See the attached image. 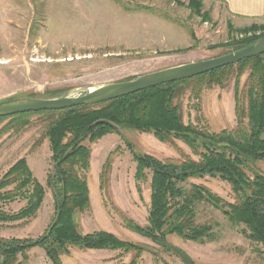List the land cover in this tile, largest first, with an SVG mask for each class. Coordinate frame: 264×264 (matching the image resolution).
I'll return each instance as SVG.
<instances>
[{
    "label": "rangeland",
    "instance_id": "rangeland-1",
    "mask_svg": "<svg viewBox=\"0 0 264 264\" xmlns=\"http://www.w3.org/2000/svg\"><path fill=\"white\" fill-rule=\"evenodd\" d=\"M189 1L0 0V101L48 99L52 93L78 97L101 85L224 56L233 52L235 41L264 36V31L239 33L264 25V19L232 17L217 0H197L201 2L197 14ZM247 76L245 70L236 79L235 70L222 86L186 83L174 100L183 123L206 124L215 133L234 129L235 88L239 94ZM197 88L200 93L195 97ZM55 118L30 114L0 120V179L24 159L45 191L33 218L0 223V238L35 240L54 218V198L47 181L55 161L45 134ZM81 144L90 151L88 169L78 171L87 183L90 208L73 216L79 232H108L136 249L69 247L60 256V264H264L260 247L208 205L196 208V221L217 224L213 242L198 244L173 234L155 241L135 228L148 226L151 173L145 171V178L138 179L134 156L159 161L178 160L182 155L196 159L184 143H163L151 132L120 128ZM253 167L264 172L262 162ZM191 184L233 201L228 184L217 178L189 179L185 187ZM25 205V199L16 198L0 202V209L16 213ZM27 257L25 264H53L39 247L30 249Z\"/></svg>",
    "mask_w": 264,
    "mask_h": 264
},
{
    "label": "trees",
    "instance_id": "trees-1",
    "mask_svg": "<svg viewBox=\"0 0 264 264\" xmlns=\"http://www.w3.org/2000/svg\"><path fill=\"white\" fill-rule=\"evenodd\" d=\"M189 7L200 14L201 2L190 0ZM250 31H264V25L243 29L239 33ZM262 37L237 40L231 49L236 52ZM263 57L96 106L16 115L56 116L48 124L45 134L55 161V170L47 181L54 198V218L43 235L35 240L0 238V264H25L28 251L34 247L41 248L53 264H60V256L67 254L69 247L136 249L108 232L83 235L73 219L76 212L82 213L90 208L86 180L78 174L79 170L88 169L90 151L81 143L86 139L95 141L110 132L117 133L120 128L151 132L163 143L180 141L196 157L182 155L178 160L159 161L150 156H134L136 177L145 178V171L151 173L148 226L145 229L135 227L138 231L155 241H158L157 237L173 234L198 244L213 242L217 239L214 230L217 224L196 221V208L208 205L219 211L231 228L259 246L264 259V172L253 167L257 162L264 163ZM235 70L236 79L245 70L248 72L239 94L235 88V128L215 133L206 124L201 127L185 125L178 105H174L181 87L192 81L205 87L222 86ZM199 93V89H195V97ZM57 94L52 93L47 98H58ZM98 121H106L117 129L104 123L95 124ZM204 177L227 183L233 201H224L203 185L185 187L189 179ZM44 195L43 187L33 179L25 160L17 161L0 179V202L21 198L26 200V205L16 213L0 209V223L33 218Z\"/></svg>",
    "mask_w": 264,
    "mask_h": 264
},
{
    "label": "water",
    "instance_id": "water-1",
    "mask_svg": "<svg viewBox=\"0 0 264 264\" xmlns=\"http://www.w3.org/2000/svg\"><path fill=\"white\" fill-rule=\"evenodd\" d=\"M264 55V37L250 46L214 59L183 64L139 76L131 81L110 83L89 89L82 96H62L54 99L17 98L0 101V118L21 114L63 111L79 106H96L124 98L162 85L189 80L240 62ZM107 124L98 121L95 124Z\"/></svg>",
    "mask_w": 264,
    "mask_h": 264
},
{
    "label": "crops",
    "instance_id": "crops-1",
    "mask_svg": "<svg viewBox=\"0 0 264 264\" xmlns=\"http://www.w3.org/2000/svg\"><path fill=\"white\" fill-rule=\"evenodd\" d=\"M232 17L245 20L264 19V0H217Z\"/></svg>",
    "mask_w": 264,
    "mask_h": 264
}]
</instances>
